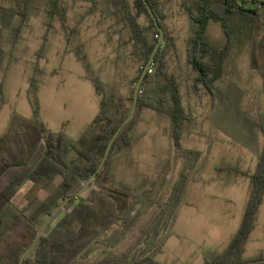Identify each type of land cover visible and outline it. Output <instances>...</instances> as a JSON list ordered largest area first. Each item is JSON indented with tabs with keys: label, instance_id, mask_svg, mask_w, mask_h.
Here are the masks:
<instances>
[{
	"label": "trees",
	"instance_id": "trees-1",
	"mask_svg": "<svg viewBox=\"0 0 264 264\" xmlns=\"http://www.w3.org/2000/svg\"><path fill=\"white\" fill-rule=\"evenodd\" d=\"M10 1L16 7L0 5V27L9 30L18 41L22 24L16 27L15 22L24 21L35 0ZM81 1L91 4L88 14L101 9L105 19L117 17L130 25L131 35L124 44H131L132 54L137 58V75L125 96L105 94L97 79H93L101 96L100 111L77 139L48 130L38 120V86L33 79L35 119L14 115L9 129L0 138V264H163L156 257L172 234L179 207L202 157L200 151L181 146L184 123L191 118L183 112L179 85L168 70L167 55L172 43L164 26L165 2L148 0L165 39L143 80L136 114L114 142L95 180L76 196L98 170L111 138L128 117L135 86L160 35L143 0H134V5L138 15L144 14L147 18L146 26L129 14L128 0ZM61 2L48 0V5L57 8ZM179 6L189 19L186 60L197 74L196 83L202 84L210 94L214 90L222 95L221 99L227 100L228 88L217 86L216 81L225 75L231 50L249 43L251 63L263 79L264 89V35L260 36L264 30V3L181 0ZM49 13L52 16L53 11ZM211 24L220 25L225 38L223 44L215 43L208 36ZM81 58L86 62L85 56L80 55ZM2 92L0 83V95ZM143 109L170 118V137L176 149L174 159L186 161L176 179L168 181L166 196L156 191L152 182L130 185L116 179L114 159L131 151L140 139L138 125ZM246 117L244 114V120L248 121ZM251 127V137L255 140L254 125ZM43 179L56 181L58 186L45 197L30 196V190ZM263 196L264 149L257 172L251 177V197L239 231L222 254L207 255L205 264H264L263 259H242ZM18 197L25 201L24 205L17 204ZM69 197L71 200L67 201ZM100 248H103L100 254L90 261Z\"/></svg>",
	"mask_w": 264,
	"mask_h": 264
},
{
	"label": "rangeland",
	"instance_id": "rangeland-1",
	"mask_svg": "<svg viewBox=\"0 0 264 264\" xmlns=\"http://www.w3.org/2000/svg\"><path fill=\"white\" fill-rule=\"evenodd\" d=\"M164 2V26L172 43L168 70L179 85L183 112L191 118L184 123L181 146L200 151L202 157L172 234L156 259L163 264H205L207 255H220L227 249L241 227L251 197V177L257 172L264 149L263 79L253 69L248 43L231 50L225 75L216 81L217 86L228 88V99H221L214 90L210 94L196 83L197 74L186 60L189 19L179 6L181 0ZM128 4L129 14L146 26L148 20L144 14L138 15L134 0H128ZM0 5L16 7L10 0H0ZM90 7L85 1L62 0L61 6L50 8L48 0H35L24 21L15 22L16 27L22 24L18 41L0 27V138L14 115L35 119L33 79L38 86V120L48 130L75 139L100 111L101 96L93 79L109 96L127 94L139 65L131 44H124L131 35L130 25L117 17L105 19L101 9L88 14ZM208 36L215 43H224L218 24L210 25ZM79 54L86 57V62ZM262 58L264 62V48ZM171 125L168 116L142 110L140 139L131 151L114 159L119 182H152L155 190L166 196L168 181L175 180L186 165V161L174 159ZM57 186L56 181L43 179L29 195L45 197ZM16 202L19 206L25 203L19 197ZM102 249L89 260L93 261ZM242 259L264 260V196Z\"/></svg>",
	"mask_w": 264,
	"mask_h": 264
},
{
	"label": "water",
	"instance_id": "water-1",
	"mask_svg": "<svg viewBox=\"0 0 264 264\" xmlns=\"http://www.w3.org/2000/svg\"><path fill=\"white\" fill-rule=\"evenodd\" d=\"M255 1H259V2L264 3V0H255ZM143 2L147 8L152 20L154 21V24H155L157 30L159 31V34H160L159 35V41L156 44V46L154 47V49L150 55L149 61H148L145 69L143 70V72H142V74H141V76H140V78L136 84L134 96H133V103H132L131 110H130L128 117L124 120V122L121 124V126L118 128V130L115 132V134L111 138L98 170L89 178V180L86 182V184L76 193V196L82 194L89 187V185L95 180L98 173L103 169L104 165L106 164L108 157L110 156L111 150L113 148L114 142L119 137L120 133L125 128V126H127L132 121V119L134 118L136 111H137V106H138V102H139V94H140V89L142 87L143 80H144V78L148 72L150 65L154 62L156 54L158 53V51L161 47V44L164 40L165 32H164L163 28L160 26L157 16L155 15L153 9L151 8L148 0H143ZM69 200H71V197H69L67 201H69ZM65 204H66V202L58 209V211ZM51 220H52V218L49 221H47V223L44 225V227L42 228V230L40 231V233L38 235V238L44 232V230L49 226V224L51 223Z\"/></svg>",
	"mask_w": 264,
	"mask_h": 264
},
{
	"label": "crops",
	"instance_id": "crops-1",
	"mask_svg": "<svg viewBox=\"0 0 264 264\" xmlns=\"http://www.w3.org/2000/svg\"><path fill=\"white\" fill-rule=\"evenodd\" d=\"M117 168V167H116Z\"/></svg>",
	"mask_w": 264,
	"mask_h": 264
}]
</instances>
